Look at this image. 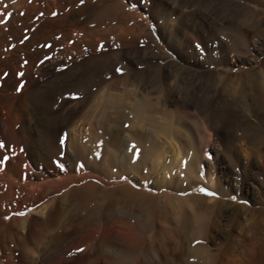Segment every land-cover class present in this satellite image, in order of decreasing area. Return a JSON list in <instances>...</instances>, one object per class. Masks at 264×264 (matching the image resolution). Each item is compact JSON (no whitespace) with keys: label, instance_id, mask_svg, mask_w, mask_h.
Instances as JSON below:
<instances>
[{"label":"bare ground","instance_id":"bare-ground-1","mask_svg":"<svg viewBox=\"0 0 264 264\" xmlns=\"http://www.w3.org/2000/svg\"><path fill=\"white\" fill-rule=\"evenodd\" d=\"M246 1L264 7V0H159L150 11L163 22L157 25L161 31L175 24L189 36L213 42L216 32L232 31L235 40L217 46L210 42L209 50L221 47L229 62L252 63L264 51V13L259 15ZM126 5L125 0H0L5 8L0 13V141L6 145L0 149V262L12 257L13 250L24 255L49 244L55 249L69 243L92 247L106 262L113 259L104 250L141 247V237L121 233L114 240L105 234L67 243L59 236L86 229L97 236L106 209L117 205L139 210L155 203L138 175L157 152L161 135H184L179 126L190 108L203 118L198 135L210 138L213 132L223 142L215 159L223 157L220 168L227 177L239 163L238 144L246 146L245 155L261 159L264 61L253 71L232 74L215 67L192 71L179 62L183 56L168 58L155 53L156 48L152 51L154 47L146 54L145 48L124 42L111 51L104 32L123 40L146 33L156 42L146 20ZM180 8L190 9L189 23ZM168 32L171 36L172 28ZM156 55L168 58L166 63H158ZM122 58L127 59V73L97 89L114 68L113 60ZM250 164L252 173L246 169ZM260 166L249 159L243 178L254 182L253 173L264 174ZM184 171L187 177L196 174L192 165ZM196 178L192 183L199 184ZM52 234L54 241L48 239ZM192 250L198 260L211 262L201 245Z\"/></svg>","mask_w":264,"mask_h":264},{"label":"rangeland","instance_id":"rangeland-1","mask_svg":"<svg viewBox=\"0 0 264 264\" xmlns=\"http://www.w3.org/2000/svg\"><path fill=\"white\" fill-rule=\"evenodd\" d=\"M157 1L159 0H125L127 10L138 14L144 21L146 20L149 31H151L156 42H153L146 33L138 39H135L132 34H128V37L126 36L124 39L126 41H124L117 39L113 32H104L105 37L110 38L109 46L111 48L108 46V49L117 51L124 46V42L125 45H137L145 48L146 54L156 48L155 53L169 55L168 58L177 59L178 56H183V60L178 58L179 62L183 65L186 63L187 65L184 66L192 71H195L197 67L198 71L215 67L222 72L228 70L227 72L232 74H242L253 71L262 65L264 51L252 63L241 62L240 60L229 62L227 60L229 54L224 51V48H210L209 50V43L213 41L206 36L201 35L199 37L198 34L189 36L182 28L177 29L175 24L163 27L162 31L159 30L157 25L163 24V22L150 11ZM246 3L261 11L259 15L264 13V7L259 2L246 1ZM1 10L4 12L5 8H0V13H3ZM179 14L183 15L189 23L191 20L190 9L180 8ZM177 16L178 13L172 15L170 21L174 23ZM132 23L133 21H130V24ZM106 26L108 27V24L102 28H107ZM171 28L172 35L170 36L168 31ZM185 33L187 37L184 36ZM216 33L217 37L213 42L215 46L221 43L226 44L228 38V40H235L230 30H221ZM175 34L181 40L180 43H175ZM146 49L148 50L146 51ZM168 58H165L164 61L163 58L159 60L157 56L158 63L161 65H164ZM126 60L124 58L118 61L114 59L113 63H115L112 66L114 68L111 69L110 75L105 78L106 80L98 85L97 89H100L106 81L125 75L127 73ZM100 64L102 63L98 62L99 69L101 68L99 67ZM144 65L146 64L144 63ZM117 69L121 71H117ZM259 95L264 99V90H259ZM164 107L169 110L175 109V105L170 104H166ZM260 116L262 117L264 114ZM183 117L185 124L179 127L184 135L170 138L161 135L158 138L160 145H158L157 152L152 155L157 154L154 157L151 156L152 159L148 157L150 159H147L144 170L138 175L139 179L145 181V186L142 189L152 194L154 199L156 198L155 203L150 202L152 207L148 204L149 202H147V206L145 205L146 207L139 210H124L122 207L114 205L104 211L102 228L97 236L93 235L90 229L76 234L72 231H66L59 236L67 243L71 240L78 242L93 237L99 238L105 234L110 240H114L116 235L121 233L131 239L136 236L141 237L143 239L141 247L114 249L113 251L104 250L102 252L106 251L113 259V262L112 260L106 262L102 256L97 255L100 251L92 247L79 245L71 247L69 243L60 249H55L53 245L49 244L46 248H33L34 250L28 251L30 254L24 255L19 250H13L12 257L6 258L0 264H205L206 262H202L193 256L194 250L192 249L198 245H201L203 250L205 248L202 254L208 255L205 254L207 259L211 260L209 264H264V174L253 173L256 184L252 179L243 178V166L248 164L249 159L258 167L262 164L260 167L264 168V149L259 153L261 159L254 153L250 154V158L249 154L245 155L246 146L238 144L236 150H238L240 157L239 163L234 167L232 176L227 177L220 168L223 157H220L219 161L215 159L216 151L223 150V142L219 141L213 132L207 131L210 138L198 135H201L199 131L203 118L195 109L190 108L188 111H184ZM251 119L254 118L251 117ZM255 123L258 125L260 121L257 119ZM68 134L71 136L70 131ZM85 139L82 138V140ZM194 159H196L195 162ZM191 165L198 174L194 173V176L187 177L184 169ZM246 169L251 173L254 170L251 164ZM195 178L200 181L199 184L192 183ZM202 188L214 192L216 195H206L200 191ZM199 195L203 196L204 199L196 197ZM215 206L217 207L214 208ZM122 210L125 215L121 214ZM252 220L253 222L256 221L257 224L254 225ZM205 229L206 231H204ZM53 237V234L48 235L50 241H54ZM77 249H81V251H77ZM127 255L129 258L126 257ZM124 257L126 258L124 259Z\"/></svg>","mask_w":264,"mask_h":264},{"label":"snow or ice","instance_id":"snow-or-ice-1","mask_svg":"<svg viewBox=\"0 0 264 264\" xmlns=\"http://www.w3.org/2000/svg\"><path fill=\"white\" fill-rule=\"evenodd\" d=\"M13 2H15V0H13ZM81 2H83V0H81ZM5 7H7V5H5ZM53 15H56V13H53ZM0 22H2V21H0ZM117 71H121V70H120V69H117ZM5 147H6L5 143L2 142V141H0V149H3V148H5ZM3 159H4V160H7L8 157H7V156H4ZM2 162H3V161H0V163H2ZM200 191H201V192H204L206 195H211V196L216 195V193H214V192H210V191H208L207 189H204V188L200 189ZM233 199H234V197H233ZM18 215H23V213H18ZM77 251H81V249H77Z\"/></svg>","mask_w":264,"mask_h":264}]
</instances>
